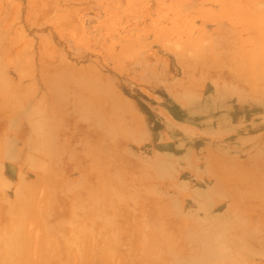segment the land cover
Listing matches in <instances>:
<instances>
[{"label": "rangeland", "instance_id": "374dc122", "mask_svg": "<svg viewBox=\"0 0 264 264\" xmlns=\"http://www.w3.org/2000/svg\"><path fill=\"white\" fill-rule=\"evenodd\" d=\"M234 7L231 0H0V174L16 172L7 161L21 154L12 131L26 125L38 94L82 101L98 91L99 122L112 127L122 158L131 150L144 165L159 157V171L194 170L195 186L222 194L216 202L224 206L241 182L251 201L250 180L237 176L264 169L240 161L264 138V99L242 91L264 92V62H203L221 56L207 49L220 37L209 29L226 27ZM214 171L228 189L213 190ZM5 187L0 193L13 189ZM8 203L0 199L3 226L13 224ZM6 258L0 264H11Z\"/></svg>", "mask_w": 264, "mask_h": 264}, {"label": "crops", "instance_id": "0c3cea01", "mask_svg": "<svg viewBox=\"0 0 264 264\" xmlns=\"http://www.w3.org/2000/svg\"><path fill=\"white\" fill-rule=\"evenodd\" d=\"M231 1V21L209 29L220 37L207 49L221 56L203 62H264V0ZM242 92L264 99V92ZM97 98L98 91L82 101L38 94L25 128H13L21 154L7 160L16 172L0 174V188L13 185L0 193L13 220L0 225L2 257L11 264H264V169L238 173L250 180L251 201L236 182L224 206L216 202L222 194L195 186L194 170L159 171V157L144 165L131 150L122 158L112 127L99 122ZM258 147L240 161L263 164L264 138ZM213 173V190L228 189ZM13 205L26 213L13 214ZM161 243L170 251H160Z\"/></svg>", "mask_w": 264, "mask_h": 264}, {"label": "bare ground", "instance_id": "6f19581e", "mask_svg": "<svg viewBox=\"0 0 264 264\" xmlns=\"http://www.w3.org/2000/svg\"><path fill=\"white\" fill-rule=\"evenodd\" d=\"M122 98V97H121ZM113 110V109H112ZM126 117V116H125ZM128 117V116H127ZM108 118V117H107ZM107 120V119H106ZM110 121V120H109ZM137 122V121H136ZM130 123V122H129ZM135 125V124H134ZM134 127V126H133ZM125 128V127H124ZM131 130H132V128H131ZM141 131V130H140ZM133 132V131H132ZM137 134V133H136ZM130 136V135H129ZM3 154V153H2ZM94 173H95V171H94ZM101 178V177H100ZM22 210V209H21Z\"/></svg>", "mask_w": 264, "mask_h": 264}]
</instances>
